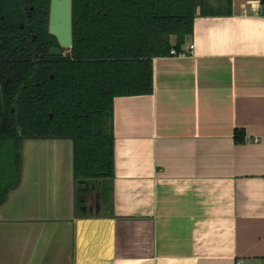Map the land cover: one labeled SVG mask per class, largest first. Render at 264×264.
I'll return each mask as SVG.
<instances>
[{
    "label": "crops",
    "instance_id": "0c3cea01",
    "mask_svg": "<svg viewBox=\"0 0 264 264\" xmlns=\"http://www.w3.org/2000/svg\"><path fill=\"white\" fill-rule=\"evenodd\" d=\"M252 6L199 13L193 51L153 59V92L115 97L111 188L77 184L71 139L25 140L0 264H264V14Z\"/></svg>",
    "mask_w": 264,
    "mask_h": 264
},
{
    "label": "trees",
    "instance_id": "16d2710c",
    "mask_svg": "<svg viewBox=\"0 0 264 264\" xmlns=\"http://www.w3.org/2000/svg\"><path fill=\"white\" fill-rule=\"evenodd\" d=\"M231 3L72 0V45L54 53L51 0H0V207L20 182L31 138L71 139L77 184L111 188L115 97L151 94L153 59L182 50L199 13H229ZM234 138L245 141V130Z\"/></svg>",
    "mask_w": 264,
    "mask_h": 264
},
{
    "label": "water",
    "instance_id": "95a60500",
    "mask_svg": "<svg viewBox=\"0 0 264 264\" xmlns=\"http://www.w3.org/2000/svg\"><path fill=\"white\" fill-rule=\"evenodd\" d=\"M264 5V0H261ZM49 31L59 42V47L51 49L54 53L61 52V48L72 45V0H51Z\"/></svg>",
    "mask_w": 264,
    "mask_h": 264
},
{
    "label": "built area",
    "instance_id": "2783aa9c",
    "mask_svg": "<svg viewBox=\"0 0 264 264\" xmlns=\"http://www.w3.org/2000/svg\"><path fill=\"white\" fill-rule=\"evenodd\" d=\"M244 14H252V13H262L260 8L257 6H252L250 8L244 7L243 8ZM194 44H190V46L187 49H182L180 51H177L175 48H172L170 51V55H186L193 51Z\"/></svg>",
    "mask_w": 264,
    "mask_h": 264
},
{
    "label": "rangeland",
    "instance_id": "374dc122",
    "mask_svg": "<svg viewBox=\"0 0 264 264\" xmlns=\"http://www.w3.org/2000/svg\"><path fill=\"white\" fill-rule=\"evenodd\" d=\"M209 3L211 4V5H213V6H219L220 8L222 7H224L225 6V4H226V0H209ZM94 194V195H93ZM87 195H89L90 197L89 198H92V199H94L95 198V195H97V192H90L89 194H87Z\"/></svg>",
    "mask_w": 264,
    "mask_h": 264
}]
</instances>
